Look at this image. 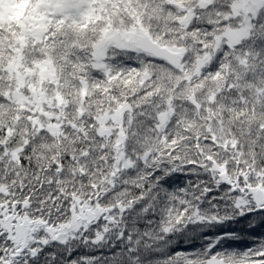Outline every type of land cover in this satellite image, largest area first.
<instances>
[{
	"label": "snow or ice",
	"instance_id": "obj_1",
	"mask_svg": "<svg viewBox=\"0 0 264 264\" xmlns=\"http://www.w3.org/2000/svg\"><path fill=\"white\" fill-rule=\"evenodd\" d=\"M0 264H264V0H0Z\"/></svg>",
	"mask_w": 264,
	"mask_h": 264
}]
</instances>
